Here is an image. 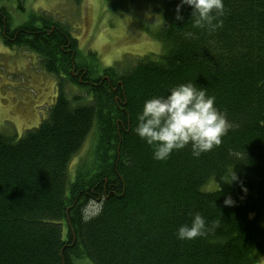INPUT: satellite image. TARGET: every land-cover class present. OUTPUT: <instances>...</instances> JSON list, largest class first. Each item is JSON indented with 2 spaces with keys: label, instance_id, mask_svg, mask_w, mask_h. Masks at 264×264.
<instances>
[{
  "label": "trees",
  "instance_id": "1",
  "mask_svg": "<svg viewBox=\"0 0 264 264\" xmlns=\"http://www.w3.org/2000/svg\"><path fill=\"white\" fill-rule=\"evenodd\" d=\"M144 1L161 9L160 53L104 68L66 24L37 12L13 27L0 5L2 44L57 89L37 127L0 133V264L264 257V0H105Z\"/></svg>",
  "mask_w": 264,
  "mask_h": 264
},
{
  "label": "rangeland",
  "instance_id": "2",
  "mask_svg": "<svg viewBox=\"0 0 264 264\" xmlns=\"http://www.w3.org/2000/svg\"><path fill=\"white\" fill-rule=\"evenodd\" d=\"M155 3L144 1L117 12L108 11L105 0H81L78 6L72 0H22V12L17 8V0H4L0 5L8 10L13 27L26 21L29 13L37 12L66 24L77 40L80 55L86 57L88 51L94 52L104 68L115 63H133L147 55L157 57L161 45L154 34L162 19L161 9ZM56 90L55 78L41 68L34 53L6 47L0 40L1 134L20 138L25 130L37 127L54 103ZM209 121L214 123L211 118ZM88 139L89 136L69 162L70 179L78 157L86 153ZM73 264L93 263L81 258ZM256 264H264V257Z\"/></svg>",
  "mask_w": 264,
  "mask_h": 264
},
{
  "label": "flooded vegetation",
  "instance_id": "3",
  "mask_svg": "<svg viewBox=\"0 0 264 264\" xmlns=\"http://www.w3.org/2000/svg\"><path fill=\"white\" fill-rule=\"evenodd\" d=\"M72 75H74V76H75L74 70H72Z\"/></svg>",
  "mask_w": 264,
  "mask_h": 264
},
{
  "label": "bare ground",
  "instance_id": "4",
  "mask_svg": "<svg viewBox=\"0 0 264 264\" xmlns=\"http://www.w3.org/2000/svg\"><path fill=\"white\" fill-rule=\"evenodd\" d=\"M25 24V23H24ZM88 75V74H87ZM90 77V76H89Z\"/></svg>",
  "mask_w": 264,
  "mask_h": 264
}]
</instances>
